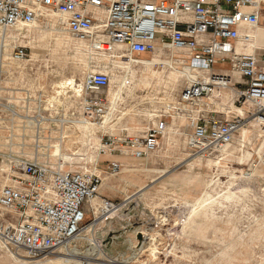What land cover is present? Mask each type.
Masks as SVG:
<instances>
[{
    "label": "built area",
    "instance_id": "built-area-1",
    "mask_svg": "<svg viewBox=\"0 0 264 264\" xmlns=\"http://www.w3.org/2000/svg\"><path fill=\"white\" fill-rule=\"evenodd\" d=\"M90 7L105 12L103 24H95ZM44 11L64 16L63 30L91 56H113L116 46L124 45L127 49L117 57L129 59L154 52L160 44L172 55L169 62L156 64L188 65L206 74L187 77L179 100L166 102L142 136H114L108 128L112 103L104 95L93 96L111 85L106 72L94 70L82 82L67 81L63 94L42 85L18 88L22 93L17 96V88L2 87L5 53L14 62L29 58L28 46L17 44L13 32L22 35L26 28L17 27L36 24ZM262 14L264 0H0V128L6 151L0 157L7 161L3 170L8 177L0 189V244L31 261L46 259L73 249L89 215L93 222L117 216L129 223L133 196L120 201L99 197L102 158L149 157L159 148L170 118L187 120L193 153L230 144L248 121L264 125V46L255 44ZM243 39L251 40L255 51H239ZM221 91L231 92L239 107L227 119L217 118L212 109ZM245 105L248 112L241 109ZM122 169L120 160L107 161L108 175ZM141 233L143 241L150 239ZM99 259L85 255L79 264H100Z\"/></svg>",
    "mask_w": 264,
    "mask_h": 264
},
{
    "label": "rangeland",
    "instance_id": "rangeland-1",
    "mask_svg": "<svg viewBox=\"0 0 264 264\" xmlns=\"http://www.w3.org/2000/svg\"><path fill=\"white\" fill-rule=\"evenodd\" d=\"M21 27L27 28L22 31L28 35L23 43L29 48V58L22 62L4 59L2 87L19 84L34 90L44 85L51 91V84L73 76L82 79L103 65L116 86L126 77L123 103L132 110L144 103L137 96L158 104L167 92L169 100L176 99L185 85L186 77L176 83L172 79L185 66L155 64L156 57L150 54L137 57L151 62L146 67L119 62L111 54L91 56L70 33L55 29L59 26ZM260 28L264 31V21ZM243 128L248 132L245 141L239 130L225 148L207 153H193L183 129L170 131L149 158L130 159L118 175L105 174L99 197L120 201L133 196L130 222L117 216L93 222L89 215L85 224L86 230L91 229L72 244L73 251L61 249L42 264H64L56 258L66 256L82 261V256L96 253L95 240L102 243L103 256L97 255L100 264H264V125L248 121ZM0 135L3 154V126ZM5 165L6 159L0 157V189L8 180ZM156 222H160L157 227ZM143 231L150 236L147 246ZM14 255L0 244V264H23Z\"/></svg>",
    "mask_w": 264,
    "mask_h": 264
},
{
    "label": "crops",
    "instance_id": "crops-1",
    "mask_svg": "<svg viewBox=\"0 0 264 264\" xmlns=\"http://www.w3.org/2000/svg\"><path fill=\"white\" fill-rule=\"evenodd\" d=\"M88 13L94 18L96 25H101L106 20V14L102 9H99L96 7H90L88 9ZM54 15H58L59 19L55 20ZM262 21H264V14L261 15L260 23L258 26H261ZM34 25L44 26V28H55V26H57V27L59 26L60 28H67L66 27V18L64 16H61V15L55 13V12H50V11H44L42 13V17L39 20V22H37ZM20 27H17V28H20ZM22 30H25V29H22ZM242 31H243V33H245V28H242ZM21 33H22V35H20L14 31L12 35H13L14 40L17 44L26 45L23 42H25L24 38L28 39V35L25 34L23 31ZM255 34L257 35V29H256ZM16 37H18V38H16ZM248 40L249 39H247V40L243 39L237 43V47H238L239 51H241V52H253V51H255L256 47L252 46L251 40L250 41H248ZM255 44L264 46V36L257 37ZM126 49H127V47L124 45L116 46L115 52H114L115 54L113 56L111 54V56L113 58H115L117 61L122 62V63L124 62L123 60H126L125 63L129 64V61L127 59H122V58L117 57L121 53L123 54ZM10 52H11V49H10ZM178 53L182 54L184 52H178ZM7 54H8L7 59L12 60L10 53L8 52ZM143 54H145V55L150 54V55L155 56L156 59L153 60L155 62V64L162 62V61H165V62L168 61L169 62L171 60V55H172V53L168 51L166 46H163L160 44L157 45V48L154 52L143 53ZM98 55H103V54H98ZM139 55H141V54H139ZM139 55H134V57H138ZM133 64L138 65L139 63L135 62ZM184 66L187 67L189 70H191L194 73L193 76H195V77L196 76H203L206 74L205 72H196V71L192 70L188 65H183V68H184ZM98 68L100 71L105 72L104 71L105 68L103 67V65H99ZM169 68H171V67H169ZM219 68H223V71L227 70L226 67H224V66H219ZM5 78H6V76H5ZM84 78H85V76L82 79H78L77 77L73 76L72 78L63 79V81L67 80V81H75V83H79V82H82L84 80ZM18 85H15V87H11V86L7 87L4 84V87H5V89L17 88L16 89V95L20 96L22 92L20 89H18V88H21V87H18ZM51 85L54 88V86L56 84L54 83ZM115 87H116L115 83H112V80H111V85L108 88L101 90V92L93 93V96L96 97V96L104 95L112 103V105H113L112 123L108 126V128L110 129L109 133H111L112 135L117 136V137H124L126 135H130V136L133 135V136H137V137L142 136L143 130L146 128V126L151 125V124H155L157 121L156 116H159V114H161L165 111L164 108H165L166 102H176L177 100H179V98L181 96L182 89H183V88L181 89V92L178 94V96L174 100H169L172 98H169L170 96H168V92H167L165 97H164V100L161 102H158V104L145 102L143 97L137 96L140 99L142 98L144 103L143 104L138 103L139 105L134 106V109H132V110L128 109L127 110L126 108L128 106H126V104H124L125 102L123 103V98H124L123 96H121L119 99H117L116 103L114 102L113 93L117 89V87L116 88ZM123 92H124V90H123ZM123 92L121 95H123ZM139 98H137V100ZM233 100H234V95L229 91H221L220 93H218V96L216 98H214V100H213L214 106H212V109L215 112L217 118L227 119V118H230L233 114L237 113V109L239 107L235 106V104L233 103ZM141 101L142 100H140V102ZM241 109L244 110L245 112H248L249 106L245 105ZM180 129H183V131L185 133L184 134L185 141L188 145V135L190 133L188 122L184 117H179V118L175 117L173 119H171V118L169 119L168 130L161 137L159 148L162 144V139L164 138V136L166 134H168L170 131L173 133H176V131H178ZM156 151H154V152H156ZM149 157H147V158H149ZM103 158H102V161L105 162L103 165L105 167L104 171H103L104 175L107 174L106 169H107V161L108 160H111V159L120 160L123 163V169L129 164L130 159L144 160V159H137L132 155H123V154L109 155V156H104ZM101 170H103V167H101ZM107 176H108V174H107ZM101 188H102V186H101ZM8 218L15 219L16 215L10 214L8 216Z\"/></svg>",
    "mask_w": 264,
    "mask_h": 264
},
{
    "label": "bare ground",
    "instance_id": "bare-ground-1",
    "mask_svg": "<svg viewBox=\"0 0 264 264\" xmlns=\"http://www.w3.org/2000/svg\"><path fill=\"white\" fill-rule=\"evenodd\" d=\"M21 28V27H20ZM56 30H63V28H55ZM30 34V33H29ZM259 36H264V31H262V29L260 28V26H258V28H257V35H256V38L257 37H259ZM16 38H18V37H16ZM119 46V45H118ZM251 46V45H250ZM55 49V48H54ZM1 52V51H0ZM122 54V53H121ZM0 55H1V53H0ZM142 55V54H141ZM141 55H139V56H141ZM7 54H5V57H4V59L5 58H7ZM121 56V55H120ZM3 57V56H2ZM129 60V62L131 63V64H133V63H139V64H143L142 66H144V67H146V66H149L148 64H150L151 65V62H147V61H143V60H139V59H137V57H133V58H129L128 59ZM111 63V62H110ZM160 63V62H159ZM158 63V64H159ZM115 64V63H114ZM121 64V63H120ZM138 64V65H139ZM12 67V66H11ZM15 68H16V66H15ZM2 73V72H1ZM154 73V72H153ZM152 73V76H155V75H157L158 73H155V74H153ZM13 74V73H12ZM194 75V73L191 71V70H189L187 67H185V70L183 71V70H176L175 71V73H174V75L172 76L173 78V82H175L176 83V81H179V80H177L179 77H195V76H193ZM19 78V77H18ZM155 78V77H154ZM154 78H152V79H154ZM160 78V77H159ZM20 79V78H19ZM164 79V78H163ZM151 82H152V80H151ZM126 85V77H122V78H120L119 79V83H118V85L116 86L117 87V89H116V91L113 93V100H114V102L116 103V100L117 99H119L122 95V92H123V88H124V86ZM151 85H152V83H151ZM166 85H168V84H166ZM165 85V86H166ZM169 86V85H168ZM67 80H65V81H60V82H58V83H56V85L54 86V88H53V91H54V93H56V94H63V93H65L66 92V90H67ZM174 89V88H173ZM127 93H129V92H127ZM130 94V93H129ZM147 97V96H146ZM114 103V104H115ZM241 130V132H240V134H241V137H242V139L245 141V139H246V137H247V134H248V132H247V130L246 129H244L243 127L240 129ZM187 134V133H186ZM242 140V141H243ZM227 145H225V147H226ZM222 147H224V146H222ZM224 147V148H225ZM185 158V157H184ZM91 229V228H90ZM90 229H88V230H86V231H89ZM146 240H148V238H146L145 239V241L143 242V243H145V246H147L149 243V241L147 242ZM150 240V239H149ZM95 242V246H94V251L96 252L95 254L96 255H99V256H103V248H102V243L101 242H97L96 240L94 241ZM151 247V246H150ZM75 250V249H74ZM152 250V254H156L155 253V249L154 248H152L151 249ZM69 252H71V251H73V249H70V250H68ZM68 255H70V256H72V255H74V254H72V253H69ZM14 256H16V257H19L18 259H17V262H23V264H42L44 261H45V259H38V260H28L27 258H24L23 256H21V255H14ZM74 257H59V258H56V260H58V261H60V262H63L64 264H68V263H71V262H76L77 264H79V262H80V259H76V261H73L72 259H73ZM100 258V257H99ZM51 259V258H50ZM47 262H52L51 260H48ZM109 262H111V263H108V264H116L115 263V261H109Z\"/></svg>",
    "mask_w": 264,
    "mask_h": 264
},
{
    "label": "water",
    "instance_id": "water-1",
    "mask_svg": "<svg viewBox=\"0 0 264 264\" xmlns=\"http://www.w3.org/2000/svg\"><path fill=\"white\" fill-rule=\"evenodd\" d=\"M139 238L141 239L142 238V235H139Z\"/></svg>",
    "mask_w": 264,
    "mask_h": 264
}]
</instances>
